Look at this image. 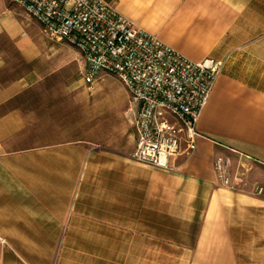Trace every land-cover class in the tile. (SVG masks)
<instances>
[{"label":"crops","instance_id":"1","mask_svg":"<svg viewBox=\"0 0 264 264\" xmlns=\"http://www.w3.org/2000/svg\"><path fill=\"white\" fill-rule=\"evenodd\" d=\"M106 1L222 61L197 147L164 169L94 141L60 73L73 45L0 0V264H264V0ZM219 155L244 190L220 183Z\"/></svg>","mask_w":264,"mask_h":264},{"label":"built area","instance_id":"2","mask_svg":"<svg viewBox=\"0 0 264 264\" xmlns=\"http://www.w3.org/2000/svg\"><path fill=\"white\" fill-rule=\"evenodd\" d=\"M37 19L53 37L84 57L82 76L94 83L103 73L120 78L135 111L137 143L131 157L173 169V156L197 147V123L222 71V61L192 59L137 24L106 0H11ZM220 183L244 190L247 173L230 155H219ZM256 185V192L263 191Z\"/></svg>","mask_w":264,"mask_h":264},{"label":"rangeland","instance_id":"3","mask_svg":"<svg viewBox=\"0 0 264 264\" xmlns=\"http://www.w3.org/2000/svg\"><path fill=\"white\" fill-rule=\"evenodd\" d=\"M48 35L53 42H62ZM79 56L78 50L70 45L66 57L62 58L64 62L60 73L78 85L76 92L80 100L77 102V112L83 114L87 135L131 157L136 129L130 92L120 78L112 73H103L94 83L85 82L80 73L82 61Z\"/></svg>","mask_w":264,"mask_h":264}]
</instances>
